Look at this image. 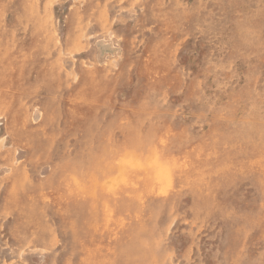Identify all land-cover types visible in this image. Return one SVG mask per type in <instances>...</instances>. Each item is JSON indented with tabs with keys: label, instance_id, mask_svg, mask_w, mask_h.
Masks as SVG:
<instances>
[{
	"label": "rangeland",
	"instance_id": "374dc122",
	"mask_svg": "<svg viewBox=\"0 0 264 264\" xmlns=\"http://www.w3.org/2000/svg\"><path fill=\"white\" fill-rule=\"evenodd\" d=\"M0 264H264V0H0Z\"/></svg>",
	"mask_w": 264,
	"mask_h": 264
},
{
	"label": "bare ground",
	"instance_id": "6f19581e",
	"mask_svg": "<svg viewBox=\"0 0 264 264\" xmlns=\"http://www.w3.org/2000/svg\"><path fill=\"white\" fill-rule=\"evenodd\" d=\"M89 93H91V92H89ZM142 167H144V166H142ZM73 193H74L73 194L74 198L79 199L80 197H82V199H83V197H86L90 201V202L85 201L86 212L88 213V217L84 222L79 224V227L82 230H85V231L89 232L90 234L96 233L97 230L99 228H101L107 222V217L104 214L105 209H102L104 203H106L108 205V207H110L112 205H114V206L120 205V203L118 202L116 197L113 196L111 199L101 197L100 196L101 193L98 192V189H95L94 187H91V186H89L85 189L74 188ZM42 199H44V200H42ZM41 200L43 201L41 206L49 203L48 199H46V198L41 197ZM41 200H39V202ZM60 200H61V205L58 206L57 209L62 215H64L66 213V211H68V209L64 205H62L63 197L61 195H60ZM81 201H84V200H81ZM91 201H93V202H91ZM39 211H40V209H39ZM28 212H29V210H28ZM66 217L70 218V214L67 213ZM38 222H39V220H38ZM75 226L76 227H74V228L76 230L78 228V225H75ZM40 229L47 231L49 229V226L46 223H43L41 221Z\"/></svg>",
	"mask_w": 264,
	"mask_h": 264
}]
</instances>
